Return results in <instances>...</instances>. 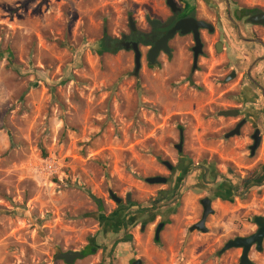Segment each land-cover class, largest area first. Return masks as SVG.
<instances>
[{
  "label": "rangeland",
  "instance_id": "rangeland-1",
  "mask_svg": "<svg viewBox=\"0 0 264 264\" xmlns=\"http://www.w3.org/2000/svg\"><path fill=\"white\" fill-rule=\"evenodd\" d=\"M241 1L264 9V0ZM198 5L217 28L210 44L224 26L230 38L204 54L190 83V36L153 65L142 44L139 77L132 50L98 52L104 33H131L129 15L148 31L147 15L164 13L165 0H0V264H67L55 247L87 246L73 264H240L241 248L218 251L264 216V27L236 28L223 0ZM241 105L242 114L218 115ZM243 114L240 135L225 138ZM255 127L262 142L251 155ZM154 175L170 181H145ZM204 197L209 230L190 231ZM124 233L133 240L113 248ZM250 257L264 264V243Z\"/></svg>",
  "mask_w": 264,
  "mask_h": 264
},
{
  "label": "water",
  "instance_id": "water-1",
  "mask_svg": "<svg viewBox=\"0 0 264 264\" xmlns=\"http://www.w3.org/2000/svg\"><path fill=\"white\" fill-rule=\"evenodd\" d=\"M167 4L175 11L177 9L176 3L174 0H167ZM241 13L239 12L238 15ZM248 22L251 24H259L264 26V11L256 12L248 16L247 18ZM147 21L151 23L153 26H156V24L159 22V20H153L150 16L147 17ZM129 27L131 31H136V21L134 19L133 15H129ZM200 28H208L210 31L214 30V27L212 24L204 21V20H197V19H185L179 21L173 28H171L167 34L159 38L154 42V44L150 47L148 53H147V59L149 64L153 65L156 63L158 56L161 52H164L166 54H171V49L168 45V41L170 38H172L178 30H181V33L186 34L191 31L194 33V41L195 46L193 47L194 52V59H193V65L192 70L190 72V79H192L193 74L197 70L198 67V57L202 53V42L199 35V29ZM128 37V34H123L120 41H121V47L127 50H132L134 52V61H135V68L133 71V75L136 77H139V71L142 68V51L140 49V44L137 41H126ZM261 41V40H259ZM119 46V44H116V47ZM217 50L220 52L222 51L221 43L218 44ZM235 75V72L230 75L227 79H232ZM239 112L236 109H226L221 110L218 112V115L223 116H237ZM246 119H242L237 123V125L231 129L229 132L225 134V138L233 137L235 135H240L241 128L245 124ZM251 138L253 139V144L250 145V154L254 155L256 152V149L261 144V130L260 128H256L254 133L252 134ZM176 148L179 152L183 150V129H180V141L178 144H176ZM163 163L169 168L172 169V164L164 160ZM145 181L151 184L156 183H167L168 178L164 175H154L149 176L145 178ZM110 197L119 205L122 204L123 198L120 197L116 192H114L112 189L109 190ZM91 198L95 200L99 205L102 204L101 199L97 198L94 194H90ZM127 199H130V194L127 195ZM201 204L203 206V215L202 218L191 225L189 227L190 231L199 230L202 232H208L209 228L206 225V220L209 214L214 213V209L212 208V199L210 197H204L201 199ZM254 221L258 226V229L256 232L252 233L249 236H236L234 238L229 239L226 241L224 246L218 251L219 254L224 253L225 251L231 249V248H242V254L240 257V264H254L253 260L249 257V252L251 247L256 244L257 250L262 251L263 250V241H264V216L263 215H256L254 217ZM165 225L164 222L159 223V225L156 228L155 232V240L160 239V233ZM55 255L54 258L57 260H63L67 264H73L76 260L82 259L85 254L82 250H68L63 251L60 247H55ZM129 264H143V259L138 258L133 260Z\"/></svg>",
  "mask_w": 264,
  "mask_h": 264
},
{
  "label": "flooded vegetation",
  "instance_id": "flooded-vegetation-1",
  "mask_svg": "<svg viewBox=\"0 0 264 264\" xmlns=\"http://www.w3.org/2000/svg\"><path fill=\"white\" fill-rule=\"evenodd\" d=\"M174 1L176 3V6H177V9L175 11L167 4V0H165L166 10H165L164 13H162L161 15H158L156 17L151 16V15H147V17L150 16L153 20H159V22L156 24V26H153L151 23H149L147 21L148 25H149V30L148 31H143V30H140V29L137 28L136 31H131V33L128 34V37H127L126 41H137V42H139V44L141 46L142 44H144L142 42V39L144 37L147 45H149L151 47L156 40H158L159 38H161L162 36L167 34L168 31L171 28H173L179 21L185 20V19L194 18V19H197V20H204V21L212 24L213 27H214L213 31H210L208 28H200L199 29V35H200L201 42H202V53L198 57V65H199V60L204 56V54L208 50L211 51V52L214 51V50L216 52L218 51L217 47H218L219 43H221L222 50L226 49L225 41H227V39L225 38V35L230 38V33L228 32L226 26H224V29H223L225 35L223 36V33H222V39L218 37L212 44H210V41L212 40V38L210 36H212L216 32L217 28H216L215 24L210 19V13L209 14L201 13L200 7L198 5V3H200V0H174ZM202 1L208 2V0H202ZM223 1L226 4V8H225V12L224 13L227 16L228 22L235 24L236 28L240 27L239 24H238L239 22L243 23V22L247 21L246 24L250 23L247 20L249 15H251L253 13H256V12L264 11V9H262V8L248 6L246 3L243 4L244 2H242L241 0H223ZM239 12L241 13L240 15H238ZM147 17H146V20H147ZM253 25L257 26L259 24H253ZM260 26H262V25H260ZM262 27H264V26H262ZM238 31L241 32L242 30L239 29ZM188 36L191 37V42H192L191 52H192L193 59H194L193 47L195 46V41H194V33H193V31H191L189 33H186V34H183V33H181V30H178L177 33L172 38H170L169 41H168V45H169V47L171 49V54H167V56L170 57L172 55V53L174 52L175 48L179 45L178 43L177 44L175 43L176 40H179L181 38H185V37H188ZM258 42L261 43L264 46V41H259L258 40ZM117 43L119 44L120 47L122 46L120 40L118 42H116V44ZM116 44H115V46H116ZM161 53H164V52H161ZM196 71H195V73H196ZM234 72H235L234 77L236 75H238V72L236 70H232V71H230V73H227L225 75L226 76L225 78L227 79ZM194 74H193V76H194ZM250 74H251V70L248 72V76L250 77L251 81L254 84H256L257 86H260L257 81H255L253 78H251ZM192 79H193V77H192ZM192 79H190V75H189L190 83H191ZM263 93L264 92H262V95L264 97ZM241 101H242L241 102L242 104L245 103L244 99L241 100ZM241 107H242V105L240 107L237 106V108H235L239 112V114L243 113L242 112L243 109H241ZM242 119H246V122H245L244 125H246L249 122V118L247 117V114H243L242 118H240L239 121H241ZM237 123H236V125H237ZM256 128H258V127H255L254 131L256 130ZM241 130H242V128H241ZM254 131H253V133H254ZM262 133L263 132L261 131V137H262ZM252 134L250 136H252ZM261 142H262V139H261ZM183 143H184V132H183ZM172 166H173L172 169L168 168L170 171L174 170V165L172 164ZM167 178H168V181H167V183H168L170 181V179H169V177H167ZM102 204H103V202H102ZM161 222H163V221H161ZM257 229H258V226H257ZM257 229L254 232H256ZM254 232H252V233H254ZM252 233L241 235V236H249ZM236 236H239V235H236ZM236 236H234V237H236ZM154 238H155V236H154ZM159 240H156V241H159ZM263 243H264V241H263ZM254 249L257 250L256 244H254L251 247L250 252H249V257H250L251 251L254 250ZM85 251H86V247L83 249V253L84 254H85ZM133 260H135V259H131L129 261V263H131Z\"/></svg>",
  "mask_w": 264,
  "mask_h": 264
},
{
  "label": "trees",
  "instance_id": "trees-1",
  "mask_svg": "<svg viewBox=\"0 0 264 264\" xmlns=\"http://www.w3.org/2000/svg\"><path fill=\"white\" fill-rule=\"evenodd\" d=\"M120 39L118 38H115L113 37L111 34H108V33H104V36L103 38L101 39L100 41V44H99V49H98V52L99 53H104V52H116L117 49L120 47H116L115 44L116 42H118ZM142 42L143 43H146L145 41V38L143 37L142 39ZM11 64L14 65V62L12 61V59L10 58L9 59ZM233 190L235 191V193L237 195H242L240 194L241 192L239 191L240 190V187L238 185H233ZM98 204V203H97ZM99 209L102 210L103 209V204L99 205ZM144 210H147V208L143 209L142 211L141 210H138L140 213H142ZM123 225L124 227L126 228L127 227V221L126 219L123 220ZM133 240V235L130 234V233H124L123 237L121 238H118L114 244H113V248L116 247V245H118L119 243L121 242H131ZM92 248L87 246L86 247V251H85V256H87L88 254H90L92 252Z\"/></svg>",
  "mask_w": 264,
  "mask_h": 264
}]
</instances>
